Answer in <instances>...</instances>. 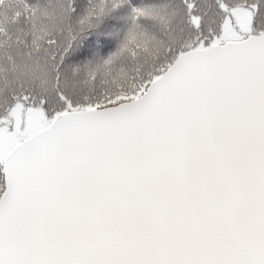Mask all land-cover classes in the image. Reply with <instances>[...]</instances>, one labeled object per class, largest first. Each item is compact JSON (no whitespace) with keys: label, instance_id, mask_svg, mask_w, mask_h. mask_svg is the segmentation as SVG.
Here are the masks:
<instances>
[{"label":"snow or ice","instance_id":"obj_1","mask_svg":"<svg viewBox=\"0 0 264 264\" xmlns=\"http://www.w3.org/2000/svg\"><path fill=\"white\" fill-rule=\"evenodd\" d=\"M0 264H264V0H0Z\"/></svg>","mask_w":264,"mask_h":264}]
</instances>
